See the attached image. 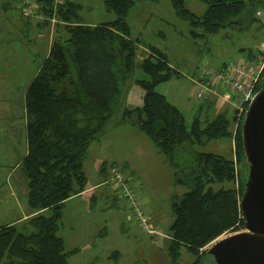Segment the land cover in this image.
<instances>
[{"label":"trees","instance_id":"16d2710c","mask_svg":"<svg viewBox=\"0 0 264 264\" xmlns=\"http://www.w3.org/2000/svg\"><path fill=\"white\" fill-rule=\"evenodd\" d=\"M38 1L47 18L43 25L56 16L61 21L56 25L61 24L66 34L55 37L25 91L28 148L21 168L32 211L25 221L31 229L21 231L16 223L0 225V264H70L69 256L76 250H66L59 233L66 201L86 189L89 146L116 115L154 142L174 170V184L186 187L181 195L172 196L170 261L176 264L186 249L194 256L189 264H203L212 242L245 229L240 200L247 171L242 123L248 105L241 112L225 108L212 117L196 116L188 128L180 109L156 88L182 74L165 51L149 45L140 64L148 78L137 79L144 87L143 104L123 106V89L142 45L132 37L127 16L142 0H103L116 18L99 23L85 21L81 2ZM170 1L177 15L190 22L196 38L241 23L242 18L247 23L257 19L260 6V0H199L206 5L199 14L187 0ZM256 55L250 52L247 58ZM263 77L264 71L256 91ZM221 139L233 140L234 156L198 149ZM101 168L106 170V164Z\"/></svg>","mask_w":264,"mask_h":264},{"label":"rangeland","instance_id":"374dc122","mask_svg":"<svg viewBox=\"0 0 264 264\" xmlns=\"http://www.w3.org/2000/svg\"><path fill=\"white\" fill-rule=\"evenodd\" d=\"M74 1L84 5L82 14L89 23L116 18L115 12L106 10L103 0ZM256 1L259 0H252ZM259 3L257 10L264 9V0ZM251 4L248 3L249 11ZM24 5V0H0V224L16 223L21 231L31 229L26 219L18 221L31 211L27 178L21 168L26 152L21 105L27 86L53 40L59 34H66L61 24L56 25L61 22L56 16L48 25H43L47 18L41 12L38 0H34V12L29 15L25 14ZM187 5L199 14L206 8L199 0H187ZM127 20L132 37L139 38L142 45L138 46L134 56L132 78L123 89V106L143 104L144 87L137 79L148 78L140 64L150 51L148 46L154 45L168 54L171 64L182 74L156 88L180 109L188 128L196 116L212 117L213 113L225 108L240 112L236 106L218 101L219 95H198V78L202 67L216 70L231 61L248 57L250 52L256 53L264 36L263 21L257 18L247 23L246 18H242L241 23L196 38L190 33V22L177 15L170 0L139 1L130 10ZM235 127L234 123L233 129ZM198 149L234 156L235 148L233 140L221 139ZM97 159L106 160L105 174H109L111 164L122 168L138 194L153 190L154 198L165 212L164 217L155 222L161 235L156 242L149 237L131 215L126 198L117 189V196L110 205L102 195L93 201L86 195L79 196L67 203L59 231L65 239L66 250H76L69 256L70 264H173L163 234L169 232L173 220L172 196L181 195L186 187L174 184V170L162 163L164 155L137 126L122 122L116 115L87 153L84 166L88 184L101 180L95 164ZM99 190H105V186ZM193 259L194 256L183 249L176 264H189ZM214 262V256L208 254L203 264Z\"/></svg>","mask_w":264,"mask_h":264},{"label":"water","instance_id":"95a60500","mask_svg":"<svg viewBox=\"0 0 264 264\" xmlns=\"http://www.w3.org/2000/svg\"><path fill=\"white\" fill-rule=\"evenodd\" d=\"M247 171L240 209L245 229L216 239L208 247L215 264H264V77L242 123Z\"/></svg>","mask_w":264,"mask_h":264},{"label":"built area","instance_id":"2783aa9c","mask_svg":"<svg viewBox=\"0 0 264 264\" xmlns=\"http://www.w3.org/2000/svg\"><path fill=\"white\" fill-rule=\"evenodd\" d=\"M61 2V0H56ZM25 14L34 12V0H24ZM256 17L264 22V9L256 11ZM264 35V34H263ZM264 71V36L258 48L257 55L253 59L242 57L237 61H231L221 68L210 70L201 68L198 78V95L201 97L219 95L218 101L234 105L241 112L249 104L256 92V88ZM109 180L115 185L120 195L126 198L131 215L145 229L147 234L156 240L161 232L151 222L144 208L140 196L134 189L130 177H128L117 164H111Z\"/></svg>","mask_w":264,"mask_h":264},{"label":"crops","instance_id":"0c3cea01","mask_svg":"<svg viewBox=\"0 0 264 264\" xmlns=\"http://www.w3.org/2000/svg\"><path fill=\"white\" fill-rule=\"evenodd\" d=\"M47 54H45V56ZM39 65L37 67V70L39 68ZM21 107H22V113H23L22 123H23L24 128H25V132L23 134L24 135L23 138L25 139L24 141L26 142V152H27L28 144H27V131H26V109H25V100L22 102ZM92 143L89 146L88 152L91 149ZM26 152H25V154H26ZM105 161L106 160H99V159L95 160V164H96L98 170L100 171L101 180L100 179H97L98 181H96L94 183H91V184H87L86 189L82 193L70 197L66 201V205L72 199H74L76 197H79V196H82L83 197L84 195H86V198L87 199H90L92 201L95 200L98 196H101L102 195V196H104V197H106L108 199L107 205L113 204L111 202V200L114 198V196L115 197L117 196V190H116L117 188L109 180V174H105V173H107V169L106 170H102V168H101L102 163H105ZM162 163L164 165H167L168 166V163H167L166 159H163ZM84 168H85V166H84ZM85 172H86V170H85ZM86 175H87V172H86ZM87 177H88V175H87ZM110 183H112L113 186H110L111 185ZM104 186H105V190H99L101 187H104ZM136 192H138V191H136ZM141 192L143 194L141 195L140 192H139L138 195L140 196V200L142 201V203L146 206V210L148 211V214L150 215L152 221L155 223L158 218H163L164 217V213H165V212H163L164 211V208L159 203L158 199H155L154 198L153 190H151V191L147 190V192H143V191H141ZM154 193H157V191L155 190ZM66 205H65V207H66ZM64 211H65V208H64ZM31 213H32V211H29V213H27L24 216H22L20 219H18V221L27 219L29 216L32 215ZM5 224H9V223H5ZM155 224H156V226L158 228V224L157 223H155ZM163 236H164V239H165V237L167 238L166 239V242H165V245H166V249L168 251L169 235H168V233H166V234H163ZM158 239H159V236H158ZM157 240H153V241L156 242Z\"/></svg>","mask_w":264,"mask_h":264}]
</instances>
